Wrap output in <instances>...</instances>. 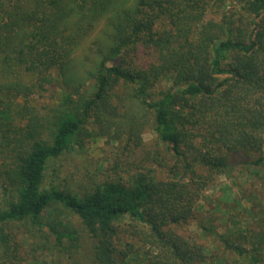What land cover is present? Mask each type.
Returning a JSON list of instances; mask_svg holds the SVG:
<instances>
[{
	"label": "trees",
	"instance_id": "16d2710c",
	"mask_svg": "<svg viewBox=\"0 0 264 264\" xmlns=\"http://www.w3.org/2000/svg\"><path fill=\"white\" fill-rule=\"evenodd\" d=\"M222 1L0 0V182L8 197L0 207V264L22 247L16 224L33 237L26 264H80L78 232L60 218L67 212L92 239L89 264H211L203 245L172 226L194 215L210 175L230 166L221 150L258 154L250 165L257 176L264 168V0H244L246 30L227 22L226 36L216 39L204 17ZM94 32L90 53L75 59ZM140 46L154 55L144 67L132 57ZM52 72L62 104L44 121L27 105L39 86L19 76L36 75L41 84ZM126 102L152 113L158 140L175 158L168 180L150 170L82 194L46 186L53 161L82 147L79 132L93 112L102 122L126 109L121 131L132 133L139 119ZM23 116L31 131L16 129ZM182 171L188 181L172 180ZM254 223L217 236L230 252L218 264H264V217Z\"/></svg>",
	"mask_w": 264,
	"mask_h": 264
},
{
	"label": "rangeland",
	"instance_id": "374dc122",
	"mask_svg": "<svg viewBox=\"0 0 264 264\" xmlns=\"http://www.w3.org/2000/svg\"><path fill=\"white\" fill-rule=\"evenodd\" d=\"M206 14L204 23L216 26L209 29L216 39L226 36L224 23L232 22L239 26L241 31L247 28V24H243L249 17L244 0L222 1L221 9L218 10L215 7ZM97 33L90 35L85 43L74 51L72 56H75V59L80 60V57L90 53L89 47ZM132 57L135 65L144 67L154 55L145 46H140L136 52L132 53ZM89 61L90 58L88 61L84 60L86 65L91 67L93 64ZM52 77H57L54 72L49 74L48 79ZM19 78L24 83L39 86L35 94L28 99L27 105L33 108L37 117H44V121L51 120L55 114L53 109L61 107L62 104L63 90L60 85L62 82L51 79L40 84L36 75H20ZM91 83L89 81L84 83L81 94L84 93L85 88L89 91ZM77 98L78 95H75L74 99ZM17 102L25 104L22 98H19ZM126 103L127 109L131 108L134 118L139 119L133 126L132 133L129 134L128 130L121 131L126 109L120 107L118 112H121L117 116L111 114L103 116L102 119L105 120L102 122H99V114L95 115L93 112L91 119L79 132L82 147L76 146L74 150L53 161L45 181L46 186L56 184L73 193L82 194L86 192V189L89 191L96 183L107 179H128L133 174L135 176L150 170L157 174L158 179L168 180L167 170L176 166H174L175 158L158 140L152 127V113L138 105ZM113 104L118 105L116 101ZM213 113L215 114V110ZM212 119L218 123L221 121L215 117ZM28 124L29 118L23 116L21 121L15 123V127L19 132H24L26 127L31 131V125ZM130 135L133 136V140H130ZM138 142L139 146H136ZM194 146L200 148L198 143H194ZM221 156L225 157L230 166L225 168L222 175L215 173L210 175L194 206V215L185 224L172 226L178 237L192 239L203 245L211 264H218L217 259L220 258H230V252L224 250L218 235L230 236L235 229L250 227L255 224V219L264 217V168L262 174L257 176L254 174L255 168L250 165L257 159L258 154L246 152L233 155L221 150ZM200 172L205 174V169H201ZM178 177L181 182L188 181V174L184 171L181 174L171 173L172 180H178ZM2 185L3 183L0 182V207L8 201V197L2 191ZM54 216L55 213L47 218L52 220ZM60 218L67 221L78 232L80 239V252L76 256L78 263L89 264L87 259L92 257V239L84 229L81 220L68 212ZM11 228L12 235L17 238L16 241L22 243V247L10 256L9 263L26 264V259L29 257L26 252L30 251V244L34 242L33 237L25 233V227L22 224L13 225ZM2 255L0 254V257Z\"/></svg>",
	"mask_w": 264,
	"mask_h": 264
}]
</instances>
